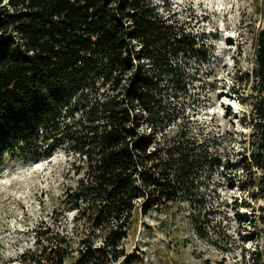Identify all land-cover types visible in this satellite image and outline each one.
I'll return each mask as SVG.
<instances>
[{"label":"rangeland","instance_id":"rangeland-1","mask_svg":"<svg viewBox=\"0 0 264 264\" xmlns=\"http://www.w3.org/2000/svg\"><path fill=\"white\" fill-rule=\"evenodd\" d=\"M136 1L139 6L148 3L168 27L162 51L157 49L158 25L146 33L147 50L154 56L140 60L141 67L144 77H155L159 103L151 115L156 128L144 121L142 129L158 137L166 133L170 143L184 133L195 141L188 161H198L190 169L188 190L177 200L146 213L137 205L119 246L124 255L111 264H264V169L252 165L257 149L251 114L257 103L264 106V84L255 74L264 0H234L229 16L217 9L220 0ZM6 2L0 0V5ZM6 35L20 41L12 27ZM188 39H195L193 47H187ZM131 44L140 52V40ZM137 65L133 60L116 89L120 98ZM92 83L99 92H112L109 82L103 85L95 76L83 85L81 98L93 97ZM49 84L53 88H41L37 102L14 107L5 117L0 139V264H33L23 261L25 254L38 245L55 247L62 236L68 250L64 264H74L79 238L90 232L86 223L74 224L72 197L85 172L84 158L68 142L46 154L61 134L58 126L68 118L62 116L64 109L73 110L80 93L54 79ZM33 103L39 107V123L31 120L26 129L24 119L29 121ZM136 109L143 113L140 106ZM171 176L175 178L173 170Z\"/></svg>","mask_w":264,"mask_h":264},{"label":"trees","instance_id":"trees-1","mask_svg":"<svg viewBox=\"0 0 264 264\" xmlns=\"http://www.w3.org/2000/svg\"><path fill=\"white\" fill-rule=\"evenodd\" d=\"M19 8L24 11L16 12ZM156 25L160 42L157 49L162 51L168 27L146 2L139 6L136 0L119 4L115 0H7L0 5V139L10 111L21 104L37 102L41 88H53L51 79L58 85L78 88L80 93L74 109H64L62 116L68 118L62 127L58 126L61 134L46 153L68 142L86 163L72 198L77 210L74 224L86 223L91 234L79 238L81 247L74 264H111L118 260L124 255L119 246L127 236L137 205L146 213L177 200L191 183L190 169L198 159L188 160L195 141L180 133L170 143L166 133L158 137L142 129L144 121L156 128L151 115L159 103L157 81L154 76H143L140 61L154 56L147 50L146 33ZM9 27L20 41L6 35ZM135 39L140 40V52L131 44ZM194 40H185L187 47H193ZM133 60L138 65L135 73L127 77L125 95L120 98L115 91ZM255 64L256 77L264 84V27L257 35ZM95 76L103 85L109 82L112 92H99L92 83V99L88 95L81 98L83 85ZM137 105L145 115L137 113ZM252 111L257 149L252 165L264 169V106L257 103ZM38 112L39 107L33 103L24 128L31 120L39 123ZM261 180L264 190V174ZM94 239L100 243L95 245ZM65 242L62 236L55 247L38 245L24 255L23 261L64 264L68 254Z\"/></svg>","mask_w":264,"mask_h":264},{"label":"bare ground","instance_id":"bare-ground-1","mask_svg":"<svg viewBox=\"0 0 264 264\" xmlns=\"http://www.w3.org/2000/svg\"><path fill=\"white\" fill-rule=\"evenodd\" d=\"M233 2H234V0H227L225 2L223 0H220V5L219 6H221V7L217 8L219 10L220 14H226V15L228 14V16H229V14H230L229 12H230L231 7L233 6ZM224 50H225V48L224 49H221L220 52L223 53ZM234 104H236V103H234ZM234 108H239V106L238 105L237 106L235 105ZM234 111H237V110H234ZM241 212L242 213H247V210L245 208H242L241 209Z\"/></svg>","mask_w":264,"mask_h":264},{"label":"clouds","instance_id":"clouds-1","mask_svg":"<svg viewBox=\"0 0 264 264\" xmlns=\"http://www.w3.org/2000/svg\"><path fill=\"white\" fill-rule=\"evenodd\" d=\"M234 95H235V93H234Z\"/></svg>","mask_w":264,"mask_h":264}]
</instances>
